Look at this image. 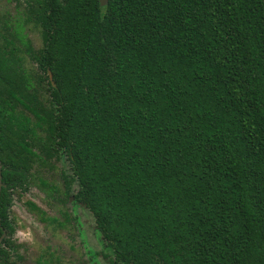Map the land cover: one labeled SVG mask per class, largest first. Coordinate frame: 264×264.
Listing matches in <instances>:
<instances>
[{
  "label": "trees",
  "instance_id": "trees-1",
  "mask_svg": "<svg viewBox=\"0 0 264 264\" xmlns=\"http://www.w3.org/2000/svg\"><path fill=\"white\" fill-rule=\"evenodd\" d=\"M62 158L110 264H264V0L0 15V264L21 260L12 195Z\"/></svg>",
  "mask_w": 264,
  "mask_h": 264
},
{
  "label": "rangeland",
  "instance_id": "rangeland-1",
  "mask_svg": "<svg viewBox=\"0 0 264 264\" xmlns=\"http://www.w3.org/2000/svg\"><path fill=\"white\" fill-rule=\"evenodd\" d=\"M24 1L0 0V15L18 17ZM22 34L34 49L41 47L36 29L26 27ZM66 170L64 158L38 163L31 170L28 190L14 193L9 218L15 229L12 240L22 258L18 264H110L101 254L91 214L64 195L61 173Z\"/></svg>",
  "mask_w": 264,
  "mask_h": 264
},
{
  "label": "flooded vegetation",
  "instance_id": "flooded-vegetation-1",
  "mask_svg": "<svg viewBox=\"0 0 264 264\" xmlns=\"http://www.w3.org/2000/svg\"><path fill=\"white\" fill-rule=\"evenodd\" d=\"M14 1V0H13ZM15 2V1H14ZM0 172H1V182H2V165L0 164ZM32 179V178H31ZM62 180V179H61ZM4 188V184H3V182H2V187H1V191H0V197H1V192H2V189ZM28 190V188L25 190V191H22V190H17V191H20V192H26ZM75 190V189H74ZM17 191H15V192H17ZM14 195V194H13ZM13 195H12V197H13ZM72 201V200H71ZM11 203H12V198H11ZM75 204V203H74ZM29 205V207H30V205H33V204H28ZM75 205H79V204H75ZM34 206V205H33ZM82 206V205H81ZM35 207V206H34ZM10 208H11V206H10ZM10 208H9V210H8V217H9V211H10ZM30 209L31 210H37V208L35 207V209H32L31 207H30ZM9 220H10V218H9ZM94 221V220H93ZM11 222V221H10ZM95 224V223H94ZM0 228H1V225H0ZM95 230H96V227H95ZM14 231H15V229H14ZM98 232V231H97ZM13 235H14V233H13ZM13 235H12V238H13ZM0 238H2L1 239V242H0V244L7 238V233H6V231L5 230H3L2 229V233H1V236H0ZM12 238H11V240H12ZM12 242H13V240H12ZM100 242H101V237H100ZM101 244H102V242H101ZM16 245V244H15ZM17 246V245H16ZM17 249H18V246H17ZM102 249H103V247H102ZM101 249V254H104V252H103V250ZM18 254H19V249H18ZM103 256V255H102ZM21 257V256H20ZM22 259V258H21ZM21 261V260H20ZM19 261V262H20Z\"/></svg>",
  "mask_w": 264,
  "mask_h": 264
},
{
  "label": "water",
  "instance_id": "water-1",
  "mask_svg": "<svg viewBox=\"0 0 264 264\" xmlns=\"http://www.w3.org/2000/svg\"><path fill=\"white\" fill-rule=\"evenodd\" d=\"M99 2H100L101 7H105L108 3V0H99ZM49 78L51 80V75H49ZM1 187H2V182H1V172H0V191H1ZM1 239L2 238H0V242H1Z\"/></svg>",
  "mask_w": 264,
  "mask_h": 264
}]
</instances>
